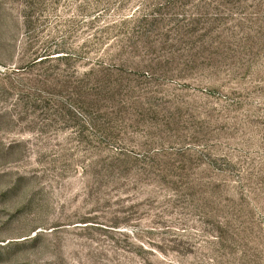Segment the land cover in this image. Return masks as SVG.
<instances>
[{
  "label": "rangeland",
  "instance_id": "obj_1",
  "mask_svg": "<svg viewBox=\"0 0 264 264\" xmlns=\"http://www.w3.org/2000/svg\"><path fill=\"white\" fill-rule=\"evenodd\" d=\"M0 264H264V0H0Z\"/></svg>",
  "mask_w": 264,
  "mask_h": 264
}]
</instances>
